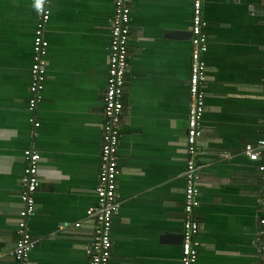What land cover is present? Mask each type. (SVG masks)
I'll return each mask as SVG.
<instances>
[{
	"label": "crops",
	"instance_id": "crops-1",
	"mask_svg": "<svg viewBox=\"0 0 264 264\" xmlns=\"http://www.w3.org/2000/svg\"><path fill=\"white\" fill-rule=\"evenodd\" d=\"M193 2L132 0L111 264H182ZM114 4L0 0V264H16L30 148L41 155L30 264H90ZM42 7L49 48L35 135L28 101ZM203 18L198 264H260L261 162L244 149L264 136V0H203Z\"/></svg>",
	"mask_w": 264,
	"mask_h": 264
},
{
	"label": "built area",
	"instance_id": "built-area-1",
	"mask_svg": "<svg viewBox=\"0 0 264 264\" xmlns=\"http://www.w3.org/2000/svg\"><path fill=\"white\" fill-rule=\"evenodd\" d=\"M132 0H115L111 25V44L108 71V85L103 97L104 122L101 148V164L96 186L97 203L87 210L88 218L94 220L96 229L93 239L86 247L90 264H111L113 255L112 225L121 203L118 198V179L120 175L119 143L122 133V115L125 108L124 88L129 70V39L131 34ZM39 22L34 37V61L31 67V98L29 110L34 114L31 122L37 135L41 123L35 113L43 100L47 78V55L49 42L44 31L50 19V11L39 9ZM207 22L203 18V0H194L191 24V77L189 80L190 109L186 136L187 169L185 171V205L182 243V264H198L200 241V222L195 214L200 205L199 166L196 158L200 153L199 140L202 136V120L206 111L204 86L207 80V64L204 54L208 51ZM245 154L252 160L261 162L259 172L262 188L259 198L260 264H264V136L256 143H247ZM230 157V156H229ZM41 155L33 148L24 152L25 168L21 179V202L23 209L18 216V240L11 256L16 264H30V254L37 242L29 231V220L36 211V195L40 182L39 168ZM76 226H80L77 224Z\"/></svg>",
	"mask_w": 264,
	"mask_h": 264
},
{
	"label": "bare ground",
	"instance_id": "bare-ground-1",
	"mask_svg": "<svg viewBox=\"0 0 264 264\" xmlns=\"http://www.w3.org/2000/svg\"><path fill=\"white\" fill-rule=\"evenodd\" d=\"M257 162V161H256Z\"/></svg>",
	"mask_w": 264,
	"mask_h": 264
}]
</instances>
